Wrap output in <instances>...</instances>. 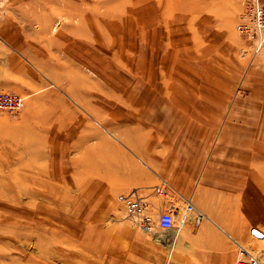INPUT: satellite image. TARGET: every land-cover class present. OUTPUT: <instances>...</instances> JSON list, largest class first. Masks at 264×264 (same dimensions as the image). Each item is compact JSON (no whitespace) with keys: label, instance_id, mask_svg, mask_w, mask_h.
<instances>
[{"label":"crops","instance_id":"0c3cea01","mask_svg":"<svg viewBox=\"0 0 264 264\" xmlns=\"http://www.w3.org/2000/svg\"><path fill=\"white\" fill-rule=\"evenodd\" d=\"M66 1L86 8L84 0ZM237 3L208 1L206 9L211 13L198 22L182 19L181 23L176 13L181 5L172 2L174 14L165 15L169 27L160 29L159 37L166 32L175 41L166 39L163 49H181L177 35L182 34L195 38L188 44L191 49L199 48L196 45L204 35L214 36L217 43L226 41L233 36L244 5ZM166 7L167 0L163 12ZM22 15L0 11V89L28 91L19 120L29 133L21 130L15 148L16 156L31 164L32 177L68 179L69 189L102 197L136 188L154 214L165 209L175 214L168 228L156 220L147 229L131 219L117 220L109 230L106 249L93 254L95 264H236L238 242L254 245L252 229L264 231V90L254 97V107L231 105L233 94L228 90H201L180 92L182 99L170 105L143 102L130 108L126 118L114 108L103 113L101 96L93 100L84 92H71L68 79L41 64L50 61L67 72L70 45H64L62 38L59 43L66 46L65 55L37 54L36 61L67 91L53 88L54 81L34 72L30 86L19 85L18 79L31 72L28 59L34 58L24 45L28 42L22 38L23 28L12 21ZM102 19L96 31L100 42ZM142 19L144 26L147 20ZM58 38L44 45L53 51L52 42ZM161 184L163 192L158 190ZM187 201L194 208L180 225L179 212ZM197 210L205 213L199 222L192 218Z\"/></svg>","mask_w":264,"mask_h":264},{"label":"rangeland","instance_id":"374dc122","mask_svg":"<svg viewBox=\"0 0 264 264\" xmlns=\"http://www.w3.org/2000/svg\"><path fill=\"white\" fill-rule=\"evenodd\" d=\"M84 1L86 8L74 7L66 0L1 1V12H23V17L12 21L23 28L22 38L28 42L24 45L34 56L28 59L30 74L19 78V85L30 86L34 72L54 81L53 88L67 91L38 64L36 55L47 57L52 52L61 57L66 54L63 49L70 45L67 72L50 61H40L41 64L57 77L68 79L71 92H84L93 100L101 96L102 112L114 108L123 118L130 108L143 102L170 105L174 99H182L180 92L201 90H228L233 94L231 105L254 107V97L264 90V49L253 52L246 47L236 27L233 36L228 35L221 43L209 34L199 39L198 49H191L188 44L195 38L182 34L177 35L182 40L181 49H163L166 39L172 40V35L164 32L161 45L159 37L160 31L169 27L170 20L165 23V15L174 14L172 2L180 3L176 13L183 23L182 19L198 22L211 13L206 9L211 0H167L164 12L165 0ZM217 1L222 4L225 0ZM242 2L245 0H238L237 5ZM142 16L147 20L144 26ZM101 19L100 42L96 31ZM51 38H58L51 41L53 51L44 45ZM61 38L68 45L60 44ZM20 93L26 98L28 91ZM142 93L148 98L144 99ZM153 95L157 98H151ZM24 108L17 112L0 108V264H95L93 254L106 249L112 225L130 218L116 194H81L69 189L71 180L32 177L31 164L21 161L15 148L23 128L29 133L27 125L19 120ZM13 179L17 181L15 188L2 184ZM256 239L253 246L260 245Z\"/></svg>","mask_w":264,"mask_h":264},{"label":"built area","instance_id":"2783aa9c","mask_svg":"<svg viewBox=\"0 0 264 264\" xmlns=\"http://www.w3.org/2000/svg\"><path fill=\"white\" fill-rule=\"evenodd\" d=\"M236 29L245 39L246 47H249L253 52H260L264 49V0H245L236 22ZM24 105L25 96L23 94L0 89V108L17 112ZM158 190L163 192L164 184L158 185ZM117 199L124 205L127 216L142 228H149L153 220L165 228L174 224V211L165 209L154 214L146 197L136 188L119 193ZM193 208V204L187 201L179 212L180 225L191 217ZM204 215L203 211L197 210L192 218L199 222ZM255 228L252 229L253 235L260 240V245H245L238 242L236 264H264V231L257 228L261 231L258 233L254 230Z\"/></svg>","mask_w":264,"mask_h":264},{"label":"bare ground","instance_id":"6f19581e","mask_svg":"<svg viewBox=\"0 0 264 264\" xmlns=\"http://www.w3.org/2000/svg\"><path fill=\"white\" fill-rule=\"evenodd\" d=\"M5 185V187H10V188H15L17 186V181L16 179L13 180H6V183H2ZM23 260V259H22ZM32 263V262H31Z\"/></svg>","mask_w":264,"mask_h":264},{"label":"water","instance_id":"95a60500","mask_svg":"<svg viewBox=\"0 0 264 264\" xmlns=\"http://www.w3.org/2000/svg\"><path fill=\"white\" fill-rule=\"evenodd\" d=\"M256 232L261 233V231L257 228L254 229Z\"/></svg>","mask_w":264,"mask_h":264}]
</instances>
